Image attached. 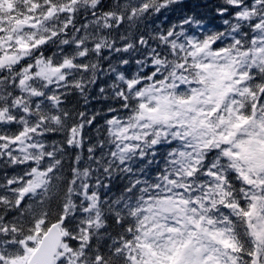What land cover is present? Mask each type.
Instances as JSON below:
<instances>
[{"label":"snow or ice","instance_id":"obj_1","mask_svg":"<svg viewBox=\"0 0 264 264\" xmlns=\"http://www.w3.org/2000/svg\"><path fill=\"white\" fill-rule=\"evenodd\" d=\"M0 264H264V0H0Z\"/></svg>","mask_w":264,"mask_h":264}]
</instances>
